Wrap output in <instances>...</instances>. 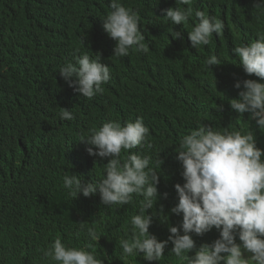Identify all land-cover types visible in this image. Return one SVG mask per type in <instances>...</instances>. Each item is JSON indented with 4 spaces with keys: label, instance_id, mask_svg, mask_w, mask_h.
<instances>
[{
    "label": "trees",
    "instance_id": "1",
    "mask_svg": "<svg viewBox=\"0 0 264 264\" xmlns=\"http://www.w3.org/2000/svg\"><path fill=\"white\" fill-rule=\"evenodd\" d=\"M33 1L41 2L39 11L31 0H18L16 17L11 16L10 24L0 23V61L7 70L13 68L17 79L16 95L10 101L0 96V264H55L43 256V250L50 248L57 236L66 245L82 247L90 227L101 236L98 246L90 249L96 258L104 264H124L119 240L130 235V220L138 213L142 198L136 196L122 207L101 204L98 193L74 199L62 187L66 174L49 169L47 162L62 172L82 176L85 182L99 179L108 158L96 160L90 156L87 145L79 141L81 134L87 135L108 121L142 117L150 130L152 147L137 151L162 162L156 168L157 202L146 212L153 215L149 233L158 241L167 240L168 228L178 227L182 220V214H171L170 209L178 203L174 186L184 183L176 158L183 136L202 122L214 130L251 131L256 146L264 149V129L256 128L248 113L237 116L229 105L242 90L234 88L236 82L253 79L264 83L246 75L238 57L231 54L232 48L251 43L264 32V16L253 9L258 0H194V9L225 25L222 34H213L209 45L194 49L187 34L194 26V17L188 24L177 26L163 18L165 7L173 0H122L139 13V27L149 51L133 48L127 57L115 58V42L99 24L111 11L109 0ZM7 5L10 1L2 0V7ZM174 27L183 31V40L170 36ZM85 52L90 56L99 53V63L111 70L104 91L91 100L60 89L54 79L61 66ZM212 54L222 63L211 73L205 70L204 61ZM6 86V74L0 65V90ZM72 94L74 103L70 106ZM97 99L107 112L90 109ZM221 105L222 111H217ZM61 108L71 110L75 118L62 120ZM45 109L54 110L56 115ZM54 122L63 123L64 128H54ZM41 126L57 142L76 138L78 145L62 154L47 150L51 139L42 134ZM126 155L122 153V159ZM28 172L45 178L35 179L31 191L23 190ZM165 217L166 223L162 221ZM81 222H85L82 228ZM76 231L81 233L79 239L74 236ZM192 238L198 248L213 243L219 232L212 229ZM171 248L169 242L165 258L159 262L146 261L142 254L128 260L130 264H180L169 253Z\"/></svg>",
    "mask_w": 264,
    "mask_h": 264
},
{
    "label": "clouds",
    "instance_id": "2",
    "mask_svg": "<svg viewBox=\"0 0 264 264\" xmlns=\"http://www.w3.org/2000/svg\"><path fill=\"white\" fill-rule=\"evenodd\" d=\"M9 1L10 5L3 8L0 0V23L10 24L11 16L16 17L15 3L18 0ZM31 2L34 9L39 11L41 2ZM171 3H175V6L171 7ZM171 3L165 7L163 18L172 25H186L194 17V26L187 32L192 48L207 46L213 34H222L225 27L223 21L194 9V0H173ZM108 7L111 11L104 14L99 24L115 42L112 57H127L133 48L137 52H148L145 35L139 27V13L126 7L122 0H109ZM253 9L264 16V0L254 3ZM174 29L170 36L183 40V31ZM77 51L83 52L80 49ZM88 52L74 56L72 61L59 68L55 76L51 73L54 70L47 73L54 76L60 89L69 90L77 96L79 93L81 97L91 100L104 91L103 85L110 81L111 70L109 66L99 63V53L90 56ZM231 54L238 57L239 67L246 75L264 81V32L259 33L251 43L232 48ZM221 63L212 54L204 61V67L212 73L211 69ZM0 65L7 79V86L0 90V96L10 101L17 91L16 72L13 68L7 70L1 61ZM234 88L242 90L238 98L229 101L230 108L239 117L248 113L250 120L255 121V127L264 129V83L247 79L236 82ZM73 94L70 106L74 103ZM90 109L107 112L99 99L90 105ZM45 110L56 115L52 109ZM217 111H222V105L217 107ZM60 118L71 121L75 117L71 110L61 108ZM53 126L58 130L64 128L63 123L58 122H54ZM44 127H49V124L44 123ZM44 127L41 126L42 134L51 139L47 150L62 154L78 145L76 138L67 143L57 142L55 136ZM149 131L143 118L137 117L124 122L108 121L91 129L87 135L81 134L79 141L87 145L86 151L90 156L96 160L108 158L101 178L91 182H85L80 175L62 172L48 162L47 167L66 174L62 187L74 199L78 195L87 198L98 193L101 204L122 207L130 204L136 196L142 198L138 213L130 220V235L122 236L119 240L122 249L120 259L124 264H130L129 257L140 254L146 261L159 262L165 258L164 251L169 242L172 245L169 253L180 264H264V149L256 146L253 133L214 130L201 122L180 139L176 158L182 168L184 183L174 186L178 203L170 212L182 214V220L178 227L168 228L170 235L167 240L158 241L156 236L149 233L153 215L146 212L153 209L157 202L159 171L156 168L162 162L156 157L153 161L152 156L137 151L152 147L148 141ZM122 153H127L123 159ZM37 178L44 176L34 172L25 173L23 190L31 191ZM166 197L167 193L164 194ZM165 218L162 221L166 223ZM84 223H79L81 228ZM212 229L219 232V238L197 248L193 235L202 236ZM80 234V231H76L75 238L79 239ZM86 237L80 247L66 245L62 237L57 236L51 247L43 250V256L55 264H104L90 251L98 246L101 236L94 227H90ZM189 253L193 254L189 256Z\"/></svg>",
    "mask_w": 264,
    "mask_h": 264
}]
</instances>
